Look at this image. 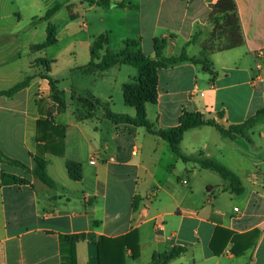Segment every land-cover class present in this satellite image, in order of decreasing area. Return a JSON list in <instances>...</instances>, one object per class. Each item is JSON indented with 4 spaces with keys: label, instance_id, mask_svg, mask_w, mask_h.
I'll use <instances>...</instances> for the list:
<instances>
[{
    "label": "crops",
    "instance_id": "1",
    "mask_svg": "<svg viewBox=\"0 0 264 264\" xmlns=\"http://www.w3.org/2000/svg\"><path fill=\"white\" fill-rule=\"evenodd\" d=\"M109 1L121 6L82 1L76 21L72 0H0V91L33 75V63L39 59L51 61L52 67L62 53L75 57L77 47L89 53L93 39L100 35L113 51L128 39L138 40L142 53L150 57L153 39L163 38L164 57L178 55L185 45L190 57H199L208 46L215 76L189 62L160 69L151 118L157 129L177 126L184 111L207 119L223 113L218 122L229 125L264 110V0H234L241 43L233 46L234 37L226 35L221 49L209 47L208 17L217 0ZM57 3L64 4L48 21L55 28L56 41L38 50L35 47L47 38L48 22L32 20ZM89 60L90 54L70 71ZM120 66L90 75L104 84L110 72L122 70ZM127 83L131 82L121 83L120 89ZM61 90L67 99L70 96L66 118L53 113L51 117L63 129V155H43L56 187L20 168L0 164V172L28 181L0 185V264H61L60 237L80 234L95 240L75 243L76 264H99L98 238H117L133 230L138 234V255L132 258L127 250L123 264H151L155 254L174 246L186 250L168 264H264V121L251 130L252 143L239 136L224 137L212 126L187 130L179 143L181 154L188 158L201 155L238 176L244 191L235 195L219 174L183 162L167 142L144 128L115 125L104 118L103 108L86 117L85 105L71 99L72 94L93 97L108 110L110 95L105 100L101 91ZM51 105L49 84L39 77L11 98L0 96V149L6 156L33 168L37 144H43L37 138H44L37 121ZM74 107L83 109L82 117L71 115ZM145 112L148 118L146 104ZM67 161L80 164V181L70 179ZM217 228L240 235L257 229L259 236L241 255L231 252L230 240L216 254L210 242Z\"/></svg>",
    "mask_w": 264,
    "mask_h": 264
},
{
    "label": "trees",
    "instance_id": "2",
    "mask_svg": "<svg viewBox=\"0 0 264 264\" xmlns=\"http://www.w3.org/2000/svg\"><path fill=\"white\" fill-rule=\"evenodd\" d=\"M82 1L88 4H96L101 7L121 6L111 3L109 0ZM63 4L64 3H57L52 8L47 10L42 17L34 18L32 23L35 24L36 22H48L51 16H53ZM66 7L67 9L70 8L69 5ZM208 20L213 25L211 37L214 34V27L217 29L220 27H229L232 29L235 28L236 34L230 36L234 37L235 40L233 46L241 43L240 26L234 0H217V2L211 6ZM195 37L196 36L191 39V42L194 41ZM55 41V28L50 22H48L47 38L42 45L35 48L42 50L53 45ZM166 45L167 41L163 38L153 39L154 56L150 57L142 53L138 40L128 39L124 41L123 47L121 49L118 51H113L107 46L106 37L104 35H100L94 38L91 43L89 49V62L79 68L85 70L87 73H93L105 71L116 65H129L134 67L137 71V76L134 78L133 82L123 85L122 96L125 105L131 106L135 109V115L132 117L127 114L110 112L106 109V105L103 104L102 108L104 109V118L115 125L127 124L133 127L144 128L149 134L167 142L172 153L179 157L183 162L192 161L202 169L216 172L227 182V189L232 194L241 195L244 191V188L238 176H236L227 167L211 159H204L201 157V155L194 159L188 158L187 156L181 154L179 150V143L184 132L189 129L201 126H212L224 137L235 138L239 136L245 139L248 143H252L251 130L256 124L264 121V110L260 109L256 111L253 115L241 123L229 125H224L218 122V120L223 118V113H218L217 119H207L201 113L193 114L184 111L177 126L166 129H157L153 123L147 120L145 104L156 103V88L158 84V71L160 69L189 62L192 64L201 65L203 70L209 72L213 77L215 76L212 64L207 58V52H209L208 46L203 48L199 57H190L186 52V45L182 48L178 55L164 57L163 50L165 49ZM36 63L39 67H45L46 65L47 73H34L33 75H29L24 80L14 84L9 89L0 91V96L11 98L20 90L28 87L30 81L34 77H39L40 79L47 80L51 90L50 99L54 98L55 101L61 103L64 106L63 100L65 93L64 91L58 89V81L49 76L50 70L48 66L52 62L46 59H39L36 61ZM71 97L72 100L76 99L79 103L86 105L89 108L86 117H93L98 107L102 105L100 101L92 97L91 99L80 97L76 98L74 94H72ZM37 130L39 133H44V138L43 140H40V137L37 138V141H43V144H37V152L34 156L35 163L33 168H29L23 162L6 156L1 149L0 164H7L20 168L26 173L38 178L44 185L50 188H55V182L47 175L45 169L46 161L44 160L43 155L46 153L59 156L63 155V129L54 125V120L52 119L51 114L48 112L44 118L41 117L37 121ZM65 165L70 179L73 181H80L82 178L80 164L67 161ZM5 184L25 185L28 184V181L14 175L0 172V185ZM133 207H135V204ZM258 236L259 231L257 229L240 235L222 228H217L210 242V248L213 250V252L219 254L223 245H225L227 241L230 240L232 242L231 252L238 256L244 253L247 249L253 247L258 239ZM85 239L95 240L93 236L85 234L60 237L61 264H76L75 243L79 240ZM219 240H222V243L220 247L217 248V243ZM96 243L99 264H123L124 254L127 250H131L132 258H136L138 255V234L135 230L117 238L100 237ZM185 250L186 249L184 247L174 246L162 253L155 254L152 258L151 264H168L171 260L182 255Z\"/></svg>",
    "mask_w": 264,
    "mask_h": 264
},
{
    "label": "rangeland",
    "instance_id": "3",
    "mask_svg": "<svg viewBox=\"0 0 264 264\" xmlns=\"http://www.w3.org/2000/svg\"><path fill=\"white\" fill-rule=\"evenodd\" d=\"M82 0H72V4L74 5V11H75V20L77 21L78 19V13L82 12V7L81 3ZM212 25V23H210ZM213 27V25H212ZM213 31V30H212ZM236 34V29L235 28H215L214 27V34L211 37L212 42H210L209 47L212 49H221L225 47L226 42L222 41L223 37L228 35L230 38L231 35ZM217 40H220V42H216ZM215 41V42H214ZM77 55L74 57L73 55H68L66 52L60 54L59 56V63L57 65H49V76L52 78L58 80L57 82V87L59 90L62 88L65 89H78L79 92H84L85 90H93L95 92H100L103 93L105 96V100L107 95H110V102H109V108L113 113H123V114H130L133 115L135 113V110L131 106H127L123 102V96H122V89H120V84L123 82H133L134 79L129 80V76H134L136 78L137 76V71L134 67L129 66V65H121V71L116 72L115 75L113 72H110L107 82L104 84H100L98 81H96V78H94L92 73H87L85 70H82L81 68L74 69L70 71V68H73L75 66H80L81 64H84L86 60L89 58V53L87 49H81L77 47ZM33 70L35 74H45L47 73L46 65L45 67H39L37 63H33ZM38 71V72H37ZM95 73V72H93ZM128 75V79L127 76ZM129 80V81H128ZM63 91V90H62ZM51 94V90H50ZM84 94V93H83ZM86 96V95H85ZM52 98V97H51ZM86 99L91 97H84ZM93 98V97H92ZM53 99V100H52ZM52 105L48 108V112L51 114L53 113L54 115L57 114H62V118L65 120L66 118V109H67V102L70 101V96H68V99L64 96L63 104L58 103L57 101L52 98ZM95 99V98H94ZM105 105V104H104ZM149 107V112H148V118L147 120L151 122L152 118V111H153V104L147 103ZM85 111H89V108L85 105ZM103 107V103L100 107H98L97 111H100ZM83 109H78L77 107H74L72 109L71 115L73 117L79 118L82 117V114L84 113L82 111ZM151 112V113H150ZM152 123V122H151ZM222 164V163H220ZM225 166V165H223ZM218 174H216L217 176ZM217 177H221L220 175ZM186 180V177H185Z\"/></svg>",
    "mask_w": 264,
    "mask_h": 264
},
{
    "label": "built area",
    "instance_id": "4",
    "mask_svg": "<svg viewBox=\"0 0 264 264\" xmlns=\"http://www.w3.org/2000/svg\"><path fill=\"white\" fill-rule=\"evenodd\" d=\"M80 21H81L80 28H82V27H83V23H84V21H83L82 18L80 19ZM185 183H186V182L183 181V184H185ZM234 211H237V208H234Z\"/></svg>",
    "mask_w": 264,
    "mask_h": 264
}]
</instances>
